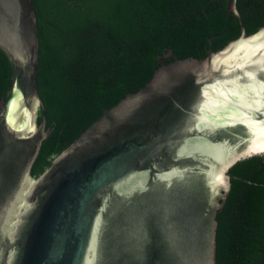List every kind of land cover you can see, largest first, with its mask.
Listing matches in <instances>:
<instances>
[{
    "label": "water",
    "instance_id": "water-1",
    "mask_svg": "<svg viewBox=\"0 0 264 264\" xmlns=\"http://www.w3.org/2000/svg\"><path fill=\"white\" fill-rule=\"evenodd\" d=\"M261 151L235 0H0V264H214L227 170Z\"/></svg>",
    "mask_w": 264,
    "mask_h": 264
},
{
    "label": "trees",
    "instance_id": "trees-1",
    "mask_svg": "<svg viewBox=\"0 0 264 264\" xmlns=\"http://www.w3.org/2000/svg\"><path fill=\"white\" fill-rule=\"evenodd\" d=\"M245 35L264 27V0H235ZM240 35L231 15L220 36L209 41L215 53ZM229 188L215 229L214 264H264V158L254 155L228 170Z\"/></svg>",
    "mask_w": 264,
    "mask_h": 264
},
{
    "label": "rangeland",
    "instance_id": "rangeland-1",
    "mask_svg": "<svg viewBox=\"0 0 264 264\" xmlns=\"http://www.w3.org/2000/svg\"><path fill=\"white\" fill-rule=\"evenodd\" d=\"M260 156H262V157L264 158V153H263V154H261Z\"/></svg>",
    "mask_w": 264,
    "mask_h": 264
},
{
    "label": "bare ground",
    "instance_id": "bare-ground-1",
    "mask_svg": "<svg viewBox=\"0 0 264 264\" xmlns=\"http://www.w3.org/2000/svg\"><path fill=\"white\" fill-rule=\"evenodd\" d=\"M261 153H264V151H261Z\"/></svg>",
    "mask_w": 264,
    "mask_h": 264
}]
</instances>
